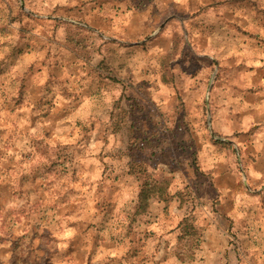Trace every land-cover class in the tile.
Masks as SVG:
<instances>
[{"label": "clouds", "instance_id": "1", "mask_svg": "<svg viewBox=\"0 0 264 264\" xmlns=\"http://www.w3.org/2000/svg\"><path fill=\"white\" fill-rule=\"evenodd\" d=\"M0 264H264V0H0Z\"/></svg>", "mask_w": 264, "mask_h": 264}, {"label": "crops", "instance_id": "2", "mask_svg": "<svg viewBox=\"0 0 264 264\" xmlns=\"http://www.w3.org/2000/svg\"><path fill=\"white\" fill-rule=\"evenodd\" d=\"M181 147L183 148V146L181 145ZM186 150V149H185ZM141 168H142V165H141Z\"/></svg>", "mask_w": 264, "mask_h": 264}, {"label": "trees", "instance_id": "3", "mask_svg": "<svg viewBox=\"0 0 264 264\" xmlns=\"http://www.w3.org/2000/svg\"><path fill=\"white\" fill-rule=\"evenodd\" d=\"M146 187H147V184H146Z\"/></svg>", "mask_w": 264, "mask_h": 264}]
</instances>
